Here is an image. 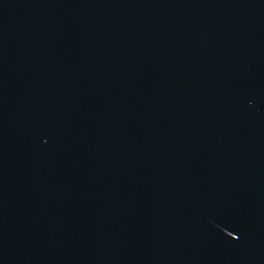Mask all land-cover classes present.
<instances>
[{
    "label": "water",
    "instance_id": "95a60500",
    "mask_svg": "<svg viewBox=\"0 0 264 264\" xmlns=\"http://www.w3.org/2000/svg\"><path fill=\"white\" fill-rule=\"evenodd\" d=\"M0 264H264V0H0Z\"/></svg>",
    "mask_w": 264,
    "mask_h": 264
}]
</instances>
